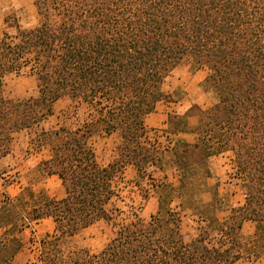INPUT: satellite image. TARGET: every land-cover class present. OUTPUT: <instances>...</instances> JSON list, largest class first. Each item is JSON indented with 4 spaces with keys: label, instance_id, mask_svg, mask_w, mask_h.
<instances>
[{
    "label": "trees",
    "instance_id": "1",
    "mask_svg": "<svg viewBox=\"0 0 264 264\" xmlns=\"http://www.w3.org/2000/svg\"><path fill=\"white\" fill-rule=\"evenodd\" d=\"M35 6L39 25L25 28L7 16L16 33L0 38V159L11 151L13 134L40 128L64 96L92 104L97 116L84 129L36 132L37 144L51 151L39 167L61 180L64 196L2 193L0 264H15L23 248L19 234L40 220L53 221L55 243L110 220L114 179L127 165L139 187L150 181L156 214L122 226L96 253L42 252L39 264H234L244 247V222L264 234V0H35ZM186 57L208 69L200 87L212 105L168 116L167 134L190 132L196 141L175 140L179 183L165 177L157 184L153 172L162 155L147 137L146 118L157 103L170 101L164 83ZM11 74L35 77L38 96L6 98L4 78ZM190 117L198 119L193 129ZM97 132L121 137L118 157L106 166L89 143ZM225 152L235 156L244 200L219 223L216 194L208 203L199 195L213 189L208 160ZM175 198L207 223L189 243ZM212 231L221 246L211 243Z\"/></svg>",
    "mask_w": 264,
    "mask_h": 264
},
{
    "label": "rangeland",
    "instance_id": "2",
    "mask_svg": "<svg viewBox=\"0 0 264 264\" xmlns=\"http://www.w3.org/2000/svg\"><path fill=\"white\" fill-rule=\"evenodd\" d=\"M7 16H15L25 28L35 27L42 22L38 14L35 0H0V38L8 33L14 35V28L6 25ZM208 74L205 67L197 68L190 57L184 58L172 71L164 83V94L170 97V101L162 100L157 103L158 112L172 111L170 114H180L182 108L198 106L207 109L212 105V100L200 87L201 81ZM3 93L6 98L23 100L36 97L39 94V85L35 77L7 75L4 78ZM168 102H175L168 104ZM166 106L171 109L168 110ZM162 110V111H161ZM169 114V115H170ZM97 110L92 104L81 99H72L64 96L54 105L53 114L35 131H20L13 134L12 149L9 154L0 161V201L2 193L6 192L12 197L25 193L26 199L29 190L41 197L60 199L64 196L61 180L57 176L45 175L39 164L50 157L48 146L37 144L36 132L44 129H56L66 126L72 129H84L94 122ZM195 117L191 124H197ZM147 137L161 151V169L153 172L157 184L164 181L177 186L179 183V171L174 162L173 144L177 137L169 135L165 129H148ZM192 138H189V140ZM89 143L97 155L102 166H106L118 157V146L121 137L118 133L108 135L104 132L93 134ZM234 154L225 152L214 155L208 160L211 177L208 183L212 191H203L199 195L204 203L212 201L213 193L216 194L214 203L215 216L219 223L226 221L231 215V208L243 203L241 183L235 175ZM137 172L132 165H127L114 179L116 197L110 202V220H102L90 227L81 230L71 237L62 238L57 243L53 242L55 235L54 223L51 219H43L33 224L19 234L23 241V248L15 257V264H39L42 252H58L67 256L71 253L83 251L96 253L116 236L122 226L132 224L136 219L149 220L158 209L157 195L150 186V181H141L143 187L137 185ZM215 190V191H214ZM148 192V193H146ZM144 194H148L147 198ZM40 197V198H41ZM172 207L181 215V231L187 243L192 241L207 223L195 215L193 210L182 207L181 200L175 198ZM242 239L244 247L242 254L234 264H264V234L258 233L256 224L247 221L242 227ZM3 230L0 228V236ZM211 243L221 246V237L216 231L210 235Z\"/></svg>",
    "mask_w": 264,
    "mask_h": 264
},
{
    "label": "crops",
    "instance_id": "3",
    "mask_svg": "<svg viewBox=\"0 0 264 264\" xmlns=\"http://www.w3.org/2000/svg\"><path fill=\"white\" fill-rule=\"evenodd\" d=\"M202 83V81H201ZM175 102H168V104H174ZM190 105L188 107H184L182 108L180 114H185L188 109H189ZM166 108H168V110H170L171 108L166 106ZM162 111V110H161ZM170 113H173L172 111H170ZM168 112H158L157 111V107L155 108V110L150 113L147 118H146V128L147 129H166V124H167V120H168V116L169 114ZM195 117H190L189 119V129H193L197 124H191V120H193ZM177 137V139H182L185 141H189V143H193L196 141V135L194 133H190V132H182L179 133L177 135H175ZM189 138H192L189 140ZM48 159V158H47ZM1 161V159H0Z\"/></svg>",
    "mask_w": 264,
    "mask_h": 264
}]
</instances>
